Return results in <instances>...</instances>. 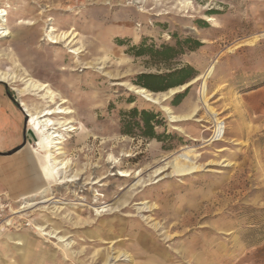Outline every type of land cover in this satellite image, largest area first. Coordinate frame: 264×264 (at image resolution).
Returning <instances> with one entry per match:
<instances>
[{"label":"rangeland","instance_id":"374dc122","mask_svg":"<svg viewBox=\"0 0 264 264\" xmlns=\"http://www.w3.org/2000/svg\"><path fill=\"white\" fill-rule=\"evenodd\" d=\"M7 5L14 34L0 42V69L50 84V107L66 101L72 113L57 118H71L73 129L60 146L68 175L79 174L50 185L36 203L53 200L28 216L12 215L16 201L1 197L4 220L14 218L7 231L38 241L33 263L122 264L110 260L126 253L125 264H264V0H0ZM65 33L71 45L68 36L49 41ZM181 70L184 85L146 89L159 104L130 89L143 88V74L175 85ZM143 111L154 116L153 138ZM217 119L226 139L211 143ZM188 150L202 168L173 173ZM69 242L68 257L60 246Z\"/></svg>","mask_w":264,"mask_h":264},{"label":"bare ground","instance_id":"6f19581e","mask_svg":"<svg viewBox=\"0 0 264 264\" xmlns=\"http://www.w3.org/2000/svg\"><path fill=\"white\" fill-rule=\"evenodd\" d=\"M7 8H10L9 5H7L6 7L0 6V42L4 41L6 38H12V36L14 34L10 31L11 28L9 29V20H8L9 12H8ZM19 22H21V21L19 20ZM21 23H23V22H21ZM28 23H29V25L34 24L32 22H28ZM53 32H54V29L52 28L51 33H53ZM68 35H69V33H65V34H62L61 36L52 37V34H49L48 37H49V41L50 40L52 41L51 43H58L62 39L66 38V36H68ZM71 36H72V34H70V36H68L66 38V40H64V41L69 40L70 41L69 45H71V43H72V41L70 40ZM71 52L74 53L75 55H79L82 51H80V48H77V49L72 50ZM24 69H25V67H24ZM213 70H214V67L211 66L209 68V71H210L209 75L212 73ZM0 82H4V83L12 85V88H13L14 92L16 93L18 99L20 100L21 105L23 106L27 117H29L30 128L32 129V131L36 135V143L34 144V149H35V151H36V153L40 159V162L42 164V168H43V171H44V174L46 177V181H47L46 187L44 189H42L40 192H38L32 196L30 194V197H28V198H26V197L24 198L22 196L24 199L16 202L17 204H19L18 210L11 209L12 215H21V213H22L23 216H28V210L29 209H32L39 204L50 203V201L53 200V198L52 199L49 198V199H46L44 202L36 203V201H38V199H40V198L44 199L47 196H50V195H48V194H50V191H49L50 187H51L50 185H52V184L67 185L70 183H75L77 181V178L79 177L78 173L75 175H70V174L68 175L67 170L70 168V162H69V160L64 158L66 155V152L60 146L64 142V141L63 142L61 141V139H63L64 133H67L68 131H72V129H73L72 126H70L71 125V120H70L71 118L65 119L63 122H61L57 118L58 116H61V115L68 116L72 113V111L69 108L62 106L66 102L64 99H61V104L59 106L57 105L55 107H50V102L54 101V99H55V93H54V91L51 90L50 84H48L46 82L37 81L34 78H32L31 76H29L28 74L18 73L15 70L10 71V70H1L0 69ZM130 89L134 90L137 94H139L140 96L145 98L147 101H150L154 104L160 103V99H159L160 97L159 96L153 95L152 93L148 92L144 88L134 89V88L130 87ZM174 92H175V90H171V93H174ZM29 96H36L39 100L42 101L41 103H43V105L28 103L27 100H28ZM165 110L167 112H170V109L167 107H165ZM192 117L193 116L191 114L185 116V118H188V119H191ZM170 118H171V121H173V120L179 121L181 117H178L175 115H170ZM215 121H216V124L214 125V128L212 130L213 137L210 139V142L211 143L225 142V139H226L225 137L227 135L226 124L223 121H220L219 119H217ZM189 150H188L187 154L179 155L174 159V161H173V165H174L173 166V173L180 175V176H187V175H190L194 172L199 171L202 168V166H198L195 162L190 160L189 154L191 153V151H189ZM58 156H60V157H58ZM227 165H229V164H225L224 167H226ZM162 170L163 169H159L156 171V173L161 172ZM131 176H132V174L129 171H121V177H129L130 178ZM97 183L98 182H95V184H97ZM135 188H136V186H135ZM46 193H48V194H46ZM96 211H97V213H99V210H96ZM12 221H13V218L5 221L4 224L0 227V240H2L3 237L6 236L7 227L12 226V224H13ZM32 226L42 236H46V237H49L51 239H56L57 241H63V242H64V239L66 238L65 236H58V234L56 232H50V230H48L47 227L45 228V226H40V225H35V224H33ZM184 226H186V225L181 224V227H184ZM179 227L180 226H174L173 228H179ZM111 235H112V233L108 232V236H111ZM141 236L143 238L144 245L146 246L148 244V241L144 238H147V236L144 237L145 235L143 236L142 233H140L139 239L141 238ZM57 244H58V242H57ZM70 244H71V242H69L66 245L60 246L62 249H64L66 251V254L68 257L72 256V254L68 253L69 248H67ZM152 244H153V246H156L154 244V242H152ZM3 245L5 246L6 243ZM4 246H1V247L3 248ZM50 259H51V257H50ZM110 261H115V262H120L122 264L123 263L125 264L129 261V257H128V254H126V253H120L116 257L112 258V260H110Z\"/></svg>","mask_w":264,"mask_h":264},{"label":"crops","instance_id":"0c3cea01","mask_svg":"<svg viewBox=\"0 0 264 264\" xmlns=\"http://www.w3.org/2000/svg\"><path fill=\"white\" fill-rule=\"evenodd\" d=\"M3 83L0 82V198L7 196L9 200L18 202L40 192L47 181L34 149L36 135L30 128L29 117ZM6 233L0 240V264L15 263L13 258L18 251L21 264H34L32 259L37 239L10 229Z\"/></svg>","mask_w":264,"mask_h":264},{"label":"trees","instance_id":"16d2710c","mask_svg":"<svg viewBox=\"0 0 264 264\" xmlns=\"http://www.w3.org/2000/svg\"><path fill=\"white\" fill-rule=\"evenodd\" d=\"M188 71L187 70H181L178 73H175L172 76H175L176 74H179V80L180 82L172 85L169 83H166V77L161 75H154V74H143L139 77V85L149 91L159 93V92H166L174 87H177L179 85H184L186 82V78L188 75H186ZM179 98V97H178ZM142 122L144 123V128L147 129L149 132L145 133L147 137L153 138L154 137V124L152 123V118H150V114L147 111L142 112Z\"/></svg>","mask_w":264,"mask_h":264},{"label":"built area","instance_id":"2783aa9c","mask_svg":"<svg viewBox=\"0 0 264 264\" xmlns=\"http://www.w3.org/2000/svg\"><path fill=\"white\" fill-rule=\"evenodd\" d=\"M9 208V205L3 203V199L0 198V227L4 224L5 211Z\"/></svg>","mask_w":264,"mask_h":264},{"label":"water","instance_id":"95a60500","mask_svg":"<svg viewBox=\"0 0 264 264\" xmlns=\"http://www.w3.org/2000/svg\"><path fill=\"white\" fill-rule=\"evenodd\" d=\"M1 83H3V82H1ZM6 84V83H5ZM191 85H189V86H187L186 88H189Z\"/></svg>","mask_w":264,"mask_h":264}]
</instances>
